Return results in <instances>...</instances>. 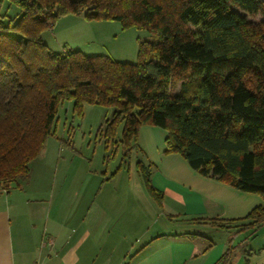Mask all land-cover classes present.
Returning <instances> with one entry per match:
<instances>
[{
    "label": "trees",
    "instance_id": "trees-1",
    "mask_svg": "<svg viewBox=\"0 0 264 264\" xmlns=\"http://www.w3.org/2000/svg\"><path fill=\"white\" fill-rule=\"evenodd\" d=\"M5 1L0 191L29 177L31 162L56 133L59 106L71 100L79 117L85 104L114 107L98 129L105 149L122 145V164L138 146L140 126L155 125L166 131L167 152L264 199V0H7L19 9L16 18L1 12ZM69 14L116 20L153 40L139 42L136 62L55 51L42 32ZM137 164L160 200L146 166ZM246 218L262 223L264 205Z\"/></svg>",
    "mask_w": 264,
    "mask_h": 264
},
{
    "label": "crops",
    "instance_id": "crops-1",
    "mask_svg": "<svg viewBox=\"0 0 264 264\" xmlns=\"http://www.w3.org/2000/svg\"><path fill=\"white\" fill-rule=\"evenodd\" d=\"M68 136L48 137L29 177L0 191V264H264V221L246 218L263 197L167 152L162 127L140 126L133 166L102 144L99 170Z\"/></svg>",
    "mask_w": 264,
    "mask_h": 264
},
{
    "label": "rangeland",
    "instance_id": "rangeland-1",
    "mask_svg": "<svg viewBox=\"0 0 264 264\" xmlns=\"http://www.w3.org/2000/svg\"><path fill=\"white\" fill-rule=\"evenodd\" d=\"M1 12L6 13L8 17L16 18L19 9L6 0L1 6ZM42 36L55 51L66 48L79 50L86 55L104 54L112 59L128 62L137 61L139 42L153 40L152 34L148 31L134 26L124 28L116 20H87L81 15L72 14L58 19L53 26L45 28ZM113 110L114 107L111 106L85 104L79 117L74 111L73 101H64L57 112L54 135L56 137H50L48 148L50 144L53 146L60 139L66 141L69 138L68 129L71 128L70 141L74 147L93 160L92 165L95 169H101L105 151L98 128L101 126L104 129V123L110 119ZM121 152L123 148L119 146V155ZM130 161L133 166L136 160L130 158Z\"/></svg>",
    "mask_w": 264,
    "mask_h": 264
}]
</instances>
